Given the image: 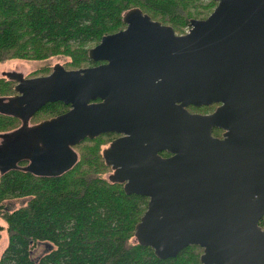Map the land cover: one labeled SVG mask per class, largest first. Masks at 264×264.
<instances>
[{
    "label": "water",
    "instance_id": "obj_1",
    "mask_svg": "<svg viewBox=\"0 0 264 264\" xmlns=\"http://www.w3.org/2000/svg\"><path fill=\"white\" fill-rule=\"evenodd\" d=\"M214 1L180 36L128 9L125 28L88 49L90 61L105 62L98 66L57 63L32 78L4 72L15 84L13 95L0 97V114L20 125L0 133V175L29 158L24 171L57 177L83 139L123 134L102 157L114 169L110 183L149 198L135 243L158 259L196 245L201 264H264V0ZM56 102L69 110L29 126ZM214 103L210 115L185 109ZM161 150L171 155L160 158ZM68 155L71 162L55 166Z\"/></svg>",
    "mask_w": 264,
    "mask_h": 264
},
{
    "label": "trees",
    "instance_id": "obj_2",
    "mask_svg": "<svg viewBox=\"0 0 264 264\" xmlns=\"http://www.w3.org/2000/svg\"><path fill=\"white\" fill-rule=\"evenodd\" d=\"M192 0H0V64L8 60L69 58L66 69L91 63L88 49L104 35L125 27L122 15L138 7L171 20L190 16ZM215 3H213V6ZM187 16V17H186ZM207 16V15H206ZM183 24V25H182ZM48 75V74H47ZM14 82L0 78V97L14 94ZM63 104L47 103L38 113L59 114ZM32 117V118H33ZM16 118L0 114V133L17 128ZM88 140L81 158L67 173L40 178L17 170L0 175V220L8 236L0 264H201L199 246L173 258L158 259L150 247L134 241L144 211L141 199L125 195L119 184L102 177L107 169L100 146ZM104 140V143L101 141ZM95 141H98L96 143ZM19 199L23 206L10 209ZM264 227V217L260 221ZM4 226L0 224V238Z\"/></svg>",
    "mask_w": 264,
    "mask_h": 264
},
{
    "label": "flooded vegetation",
    "instance_id": "obj_3",
    "mask_svg": "<svg viewBox=\"0 0 264 264\" xmlns=\"http://www.w3.org/2000/svg\"><path fill=\"white\" fill-rule=\"evenodd\" d=\"M169 1H174V0H169ZM212 4L213 5V3H215V5L213 6V8H212V10L207 14V16L213 11V9L215 8V6L217 5V2L216 1H214V0H208V2L207 3H205L204 2V0H192V3L190 4L191 5V7H198V6H200V5H203V4ZM142 12L144 13V14H147L150 18H151V15H152V13L153 12H151V14H148L147 12H144L143 10H142ZM154 15L155 16H157L158 17V19H152V20H154V21H158V22H160L163 26H168V27H171L172 28V30H173V32L175 33V35L176 36H180V35H184V34H186L187 32H188V30L190 29V27H189V24H190V21L191 20H203V19H205L207 16H204V17H195V16H186L187 18H184V22L186 21V25L184 26V27H182L183 28V32H179L178 30H176V28H178V27H180V23H182V19H183V16H181V17H178V18H176V19H173V20H171V18L169 17V16H167L166 14H163V13H161V14H158L157 12H155L154 13ZM183 25V24H182ZM125 28V27H124ZM91 63H88L87 65H85L84 67H82V68H89V67H95V66H98V65H100V64H103V63H105V62H93V61H90ZM51 70H52V68H51ZM68 70V69H67ZM70 70H72V69H70ZM220 105V103H214V104H212V105H200V106H195V105H188V106H186L185 107V109L189 112V113H191V114H199V115H210V114H212L214 111H215V109L218 107ZM69 110V106H65V105H63L62 106V109H61V111L59 112V114H61V113H64V112H66V111H68ZM59 114H55V115H51L50 117H48V118H45V119H49V118H51V117H54V116H56V115H59ZM32 119V118H31ZM45 119H42V120H45ZM42 120H40L39 122H41ZM39 122H36V123H39ZM36 123H33V124H30V121H29V126H31V125H34V124H36ZM154 128V127H153ZM223 133H224V131L222 130V129H219V128H212V131H211V135L213 136V137H215V138H219V139H222L223 138ZM99 136H102V137H104L105 139L104 140H106V139H109V141L106 143V144H103V145H105V147H103V148H101L100 149V154H101V157H102V152H103V149H105L106 147H108L109 146V144L113 141V140H116V139H119L120 137H122L123 136V134H118V133H106V134H102V135H99ZM98 136V137H99ZM97 138V137H96ZM93 139H95V138H93ZM93 139H88V138H85V139H83L82 141H80L78 144H76V145H74L73 147H72V149H73V151L75 152V157H76V160H75V162L73 163V165H72V167L68 170V171H70L75 165H76V163L79 161V155H78V152H77V150H76V148L78 147V146H82V145H84V144H86L87 142H88V140H93ZM2 142V138H0V143ZM96 143H98V141H95ZM145 144V143H144ZM41 154L43 155V156H47V153L44 151V150H42L41 151ZM156 154L160 157V158H166V157H169L171 154L170 153H168V152H166V151H164V150H161V151H157L156 152ZM72 159H73V155H71V156H67L65 159H63L62 161H60V162H57L56 164H55V166L56 167H61L63 164H68L69 162H71L72 161ZM102 159H103V157H102ZM29 162H30V159L29 158H21V159H19V160H17V171H19V172H24V173H27L26 171H24V167H26L28 164H29ZM103 162H104V159H103ZM137 161H136V159L135 160H133L132 161V165L131 166H127L128 168H130V167H132L133 168V164L134 163H136ZM104 165H105V162H104ZM106 166V169L108 170V173L109 174H111L113 171H114V169L112 168V166H107V165H105ZM122 167V165H118V167H117V169H120ZM126 167V168H127ZM16 170V169H15ZM67 171V172H68ZM67 172H65V173H67ZM65 173H63V174H65ZM30 174V173H29ZM63 174H61V175H59V176H57V177H60V176H62ZM108 174V175H109ZM34 177H40V178H56V177H50V176H37V175H34ZM120 186H121V189L123 190V185L122 184H119ZM132 195H135V196H138L142 201H141V206H144L145 207V209H144V211L138 216V219L140 220V218L142 217V215H143V213L145 212V210H146V207H147V202L149 201V198L148 197H144V196H141V195H136V194H132ZM264 217V216H263ZM262 217V218H263ZM261 218V219H262ZM261 221V220H260ZM259 225H260V222H259ZM261 226V225H260ZM263 229H264V227L263 226H261Z\"/></svg>",
    "mask_w": 264,
    "mask_h": 264
},
{
    "label": "rangeland",
    "instance_id": "obj_4",
    "mask_svg": "<svg viewBox=\"0 0 264 264\" xmlns=\"http://www.w3.org/2000/svg\"><path fill=\"white\" fill-rule=\"evenodd\" d=\"M204 2L207 3L208 0H204ZM187 7H188L187 11L189 12L190 16L204 17L212 10L213 5L210 3L208 5L203 4V5H200L198 7H189V6H187ZM183 31L184 30H181V32H183ZM68 62H69V58L64 57V56H54V57H51V58H49L47 60H43V61L8 60V61H5V62L0 64V78L2 77L4 72H9V71L21 72L26 78L44 76V75L51 73V68L55 64L58 63L61 65H65ZM65 69H66V67H65ZM68 70H70V69L68 68ZM72 70H75V69H72ZM50 116L51 115L38 113V114H36L35 117H33L30 120V124L39 122L40 120L48 118ZM19 125H20V122L17 125V127ZM101 143H104V140H102ZM87 145H91V143L87 142L86 144H84L82 146H78L76 148L78 155H79V160L81 158V150H83V148H85ZM103 147H105V145H101L100 149ZM108 174H109L108 170H106L104 173H102V177L107 179ZM21 206H23V203L19 199L10 200L8 202V207H10V209H15V208H18ZM0 224H2V226H4V229L1 232V238H0V257H1L4 249L7 246L8 236H7V233L5 230L6 225L1 220H0ZM197 252L199 253V255H201L202 250L197 249Z\"/></svg>",
    "mask_w": 264,
    "mask_h": 264
},
{
    "label": "bare ground",
    "instance_id": "obj_5",
    "mask_svg": "<svg viewBox=\"0 0 264 264\" xmlns=\"http://www.w3.org/2000/svg\"><path fill=\"white\" fill-rule=\"evenodd\" d=\"M178 254V253H177Z\"/></svg>",
    "mask_w": 264,
    "mask_h": 264
}]
</instances>
